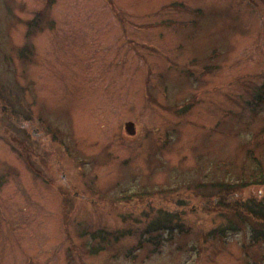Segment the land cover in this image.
I'll return each mask as SVG.
<instances>
[{
    "label": "rangeland",
    "instance_id": "374dc122",
    "mask_svg": "<svg viewBox=\"0 0 264 264\" xmlns=\"http://www.w3.org/2000/svg\"><path fill=\"white\" fill-rule=\"evenodd\" d=\"M50 1L0 0V264H264L185 185L264 123V0ZM161 210L191 231L154 250Z\"/></svg>",
    "mask_w": 264,
    "mask_h": 264
},
{
    "label": "trees",
    "instance_id": "16d2710c",
    "mask_svg": "<svg viewBox=\"0 0 264 264\" xmlns=\"http://www.w3.org/2000/svg\"><path fill=\"white\" fill-rule=\"evenodd\" d=\"M33 27H35V24H33ZM260 90L263 89L260 88ZM1 96L2 94H0V98ZM253 99L258 103L264 102V94L257 93V96ZM263 109L264 104L259 110L262 111ZM259 112L252 109V118H256ZM247 143L248 148L240 165L235 167V164L231 161H219L212 169L202 172L198 182H186L185 185L188 190L204 195L206 202H210L211 207L204 206L203 209H206L204 211L217 214L225 222L218 229L215 228L214 231L208 232L207 236L214 234L224 240L230 234L240 232L249 226L251 229L250 241L253 243L262 241L264 245V123L253 133ZM161 190L163 189L154 187L153 189L138 191L140 193H134L132 198L135 196L138 200L148 199V196L154 192L163 193L167 191L166 189ZM170 190L172 189L170 188L168 192ZM246 192L248 194L245 197ZM182 217V214L175 211L161 210L145 227L143 236L147 235L149 237L147 240H151L153 249L157 250L164 241H172L173 234L184 235L190 233V228L185 227V224L182 223ZM111 235L104 232L92 234L93 240L101 242L99 243L101 248L98 250L92 248L91 251L99 252L106 249L103 243H111L113 239ZM130 235L132 234L130 233ZM115 236L117 235H113L114 241H118ZM149 241L143 240L141 242L142 246Z\"/></svg>",
    "mask_w": 264,
    "mask_h": 264
},
{
    "label": "flooded vegetation",
    "instance_id": "af4514ba",
    "mask_svg": "<svg viewBox=\"0 0 264 264\" xmlns=\"http://www.w3.org/2000/svg\"><path fill=\"white\" fill-rule=\"evenodd\" d=\"M25 125L21 124V131H23V133L25 134V138L27 137V135L29 136L30 133H33L32 135L34 136L35 139L37 140H40V136L41 135H45V132H42L41 129L38 127V126H35L37 127L36 130H34L33 132H30L28 128H24ZM46 137V136H45ZM39 138V139H38ZM43 140V139H42ZM41 140V141H42Z\"/></svg>",
    "mask_w": 264,
    "mask_h": 264
},
{
    "label": "water",
    "instance_id": "95a60500",
    "mask_svg": "<svg viewBox=\"0 0 264 264\" xmlns=\"http://www.w3.org/2000/svg\"><path fill=\"white\" fill-rule=\"evenodd\" d=\"M126 132L129 135H134L135 134V125L133 123H127L125 125Z\"/></svg>",
    "mask_w": 264,
    "mask_h": 264
}]
</instances>
